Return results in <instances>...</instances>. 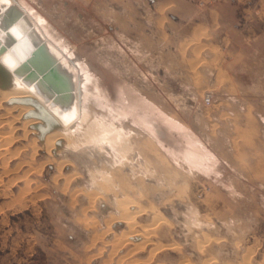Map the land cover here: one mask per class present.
<instances>
[{"label":"rangeland","instance_id":"obj_1","mask_svg":"<svg viewBox=\"0 0 264 264\" xmlns=\"http://www.w3.org/2000/svg\"><path fill=\"white\" fill-rule=\"evenodd\" d=\"M30 1L76 46L106 92L103 105L90 98L89 110L119 116L112 118L131 139L117 170L115 151L105 156L95 147L99 156L90 155L82 145L76 152L108 165L110 189L122 187L163 220L153 225L150 212L139 218L140 225H153L150 241H159L145 253L131 252L135 242L120 253L108 244L123 225L90 247L94 229H106L114 196L101 192L90 207L77 192L98 190L91 165L68 151L48 152L3 102L0 131L13 140L0 139V254L12 251L11 264H264V0ZM218 2L225 10L206 20V8ZM206 93L209 106L202 102ZM77 133L64 145L78 142ZM192 140L202 146L197 154H190ZM86 217L99 224L84 227Z\"/></svg>","mask_w":264,"mask_h":264},{"label":"bare ground","instance_id":"obj_2","mask_svg":"<svg viewBox=\"0 0 264 264\" xmlns=\"http://www.w3.org/2000/svg\"><path fill=\"white\" fill-rule=\"evenodd\" d=\"M4 20H7V26L3 25ZM48 20L49 19H47V17L40 14L35 8L33 9V6L28 3V0H0V106L3 102L7 103L10 100H30L31 102L26 103H11L10 106H6L7 113H10L12 110L17 111L14 117H16V119L19 117L24 118L23 128L29 126L31 129H33L31 132L35 133L36 137L41 142H43L48 152L50 151L55 154L57 150L68 151L70 154L72 153L74 156L81 158L84 163H89L91 165L89 169L90 180L92 181L93 185H96L98 190L94 189L93 191L91 189L92 191H89L90 189H83V191L77 192V195L84 192V195L88 197L90 207L94 205L98 197L103 195H100L101 192L106 193L108 197L114 196V200L113 198L111 200V203L113 202L114 205V211L110 213L109 217L105 220L106 229L101 233L96 231L98 228L94 229L91 237L90 247L94 246L104 236L110 237L112 230H115L113 229V226L116 227L123 225L127 229L125 231L121 230L120 233H114L110 242L109 239H106L109 242L108 244L113 246V250L115 252L117 250L120 253L122 250H124L125 246L135 242L133 245L134 247L132 246L131 252H136L137 254L139 252L142 253L146 247L152 243L150 241V238L152 237L150 235V231L152 232L151 227H153V225H155L159 220H163V217L157 216L156 209L153 208L152 205H143L140 203L142 201L139 199L136 200L135 198L129 197L128 194L123 192L121 189L122 187L120 188V186L116 187L115 184L112 185L114 187H111V189L113 188L114 190L113 192H110L111 189L109 184L113 182V174L111 173L113 170L108 168L104 169L108 165L105 167L103 166L104 168L99 167L100 165H97L98 162L91 161L90 158L87 159L82 156V153L76 152L77 149L82 145L88 146V154L90 155H93V153L96 154V151L94 152L95 147H99V150H102L104 154H106V152H109L108 154H111L110 152H112L113 154V151H115L114 153H116V156L114 154V163H111V166L112 168L115 167L117 170V168H119L118 166L123 164L122 159L124 158L125 160V158H127L123 154L129 153V150L131 149V141L129 140L131 139H129L130 137L126 134V132L123 133L126 129L121 127L122 124L120 125L118 122H114V119L119 116L116 117V114H112L111 118L113 117L114 119H111L107 117L108 114H100V112L98 113L89 110L86 104L90 103L88 101L92 100L91 97L94 99L96 98L98 101L102 102L103 105L105 100L107 101L106 92L100 87L96 77L88 69L87 63L80 60L74 53L76 46L73 43L68 44L66 41H64L65 38L63 40L62 37L57 35V31L55 32L54 26H52V23ZM31 39L34 40L36 45L39 44L42 46L46 55L45 58L47 59L46 64H50L51 62L53 63L54 67L52 68L49 65L45 66L46 64L42 62L44 61L43 58H40L39 56V58H37L39 59V69H41L40 67L43 66L42 69L44 72L37 73L36 71H33L36 73L35 79L25 78L28 70H34L30 65V59L33 57V53L37 50V47H35V44H32ZM8 40L10 42L7 44ZM23 63L28 64L30 68H23ZM122 109L120 111H122ZM30 111L34 112V116L27 115V113ZM125 113L126 111L123 110V114ZM138 113L140 114L138 116L141 119V122L152 129L151 121L146 118L148 116L142 112ZM123 114L121 113L120 116ZM83 122H86V125L84 124L85 126H82ZM0 123L2 124V121H0ZM117 124H119L120 127ZM74 129H76V133L78 132L76 137L78 136V139L80 140L78 142H75V139L71 142L66 141V145H64L66 136H68V134L70 135ZM151 135L153 136V134ZM1 138L10 142L13 140L11 133L2 134L0 131V139ZM192 141L193 142L191 145L193 147V151H191L190 154H197V150L199 151L202 146H197L195 140ZM106 145L109 146L112 151H108L109 147L106 148ZM200 155H202L204 160L209 159V154L207 151L203 150L202 154ZM103 156L104 155H100L101 161ZM105 156H107V154ZM197 156H199V154ZM65 162L66 161L64 160L59 163L60 170L65 166ZM128 162L130 164L129 159ZM102 163L104 162H101V164ZM122 168L120 169L122 170ZM121 170H119V172ZM148 173L149 172H147V174ZM144 174L147 175L146 172ZM116 179L118 178H115V180ZM70 180L71 179L67 178V181L70 182ZM148 212L153 214L152 216L154 218H152L155 219L153 221L155 223L153 225H140L139 218ZM95 218L96 217H86L81 220V222L86 228L96 227L99 222H97V219ZM154 229L155 227L153 230ZM141 237H144L145 240L140 242L139 240ZM162 246V248H164V245ZM174 246L176 248V245ZM167 247H169V245ZM104 251L105 248L101 247L99 253L102 254ZM113 254L111 256H114ZM154 254L155 253L152 252L149 259L152 260ZM131 259L132 258L128 260L130 261ZM209 259L206 260L210 262ZM207 261H205V263ZM142 262H145L144 259ZM127 264H129V262Z\"/></svg>","mask_w":264,"mask_h":264},{"label":"water","instance_id":"obj_3","mask_svg":"<svg viewBox=\"0 0 264 264\" xmlns=\"http://www.w3.org/2000/svg\"><path fill=\"white\" fill-rule=\"evenodd\" d=\"M7 22V20H4V23H3V25L5 26L6 24H8V22ZM7 26V25H6ZM10 41L8 40L7 41V44L9 43ZM31 42H32V44H35L34 43V40H32L31 39ZM35 47H37V50L33 53V57H31V59H30V65L32 66V68L34 69V70H28V72H27V74L25 75V78H29V79H35L36 78V73H34L33 71H36L37 73H39V72H44V70L42 69V67H40L41 69H39V59H37V58H39V56H40V58H43L44 59V57H46V55H45V53H44V50H43V48H42V46L41 45H39V44H35ZM41 60V59H40ZM43 62V61H42ZM49 63V62H48ZM50 66V67H52V68H54L53 67V63H51L50 62V64H46L45 66ZM22 67L23 68H30V66L28 65V64H26V63H23L22 64ZM59 75V74H58ZM61 76V75H60ZM13 102H16V103H26V102H31L30 100H27V99H17V100H10L9 101V103H13ZM27 115H29V116H34V112L33 111H30V112H28L27 113Z\"/></svg>","mask_w":264,"mask_h":264},{"label":"crops","instance_id":"obj_4","mask_svg":"<svg viewBox=\"0 0 264 264\" xmlns=\"http://www.w3.org/2000/svg\"><path fill=\"white\" fill-rule=\"evenodd\" d=\"M200 1L203 3H206L205 0H200ZM206 9H208L205 12L206 20L211 19V21H212L214 19V17H213L214 12H216L217 15L219 16L221 14L220 12H223V10H225V5L220 4L218 2L217 4H215L214 8L212 6H208ZM207 29H208V31H210L211 29H214V28L207 26ZM11 259H12V251H10V250H8V251L3 250V252L0 254V264H11Z\"/></svg>","mask_w":264,"mask_h":264},{"label":"built area","instance_id":"obj_5","mask_svg":"<svg viewBox=\"0 0 264 264\" xmlns=\"http://www.w3.org/2000/svg\"><path fill=\"white\" fill-rule=\"evenodd\" d=\"M204 106H209L212 103V94L206 93L202 100Z\"/></svg>","mask_w":264,"mask_h":264}]
</instances>
